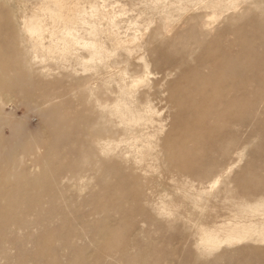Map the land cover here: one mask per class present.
<instances>
[{
    "label": "rangeland",
    "instance_id": "1",
    "mask_svg": "<svg viewBox=\"0 0 264 264\" xmlns=\"http://www.w3.org/2000/svg\"><path fill=\"white\" fill-rule=\"evenodd\" d=\"M82 2L100 3L105 19L102 22L109 25L112 34L110 40L102 41L97 47L87 39L88 33L81 31L80 45L70 53L47 56L49 60L43 64L46 75L40 76L38 66L30 72L29 68H18L16 64L10 69L12 75L10 73L8 81L0 73V264H240L238 259L246 258H235L223 252L243 244H222L218 251L202 255L197 250L202 236L198 226L180 218H176L175 226L171 227L143 224L141 213L133 212L143 200H135L131 194L139 191L144 180L141 177L138 183L125 180L121 178L123 169H117L116 162L104 161L107 159L98 144L111 136L118 138L113 122H117L121 114L116 110L110 114L99 108L107 104L109 94L107 86L94 76L93 64L103 65L108 60L99 56V51L115 52L117 61L108 64L110 72L123 67L128 74L140 75L130 80V85L141 94L156 82L163 83L162 88L178 82L181 89L175 88V100L169 102L167 93L155 98L154 110L149 112L148 118L155 120L154 128L160 119H166L161 138L171 132L180 134L187 130V122L203 119L186 105L190 100L182 90L183 85L189 87L194 83L196 75L209 73L208 63L200 65L201 60L219 55L231 42H236L232 50L228 48L231 52L246 55L242 38L264 52L261 37L264 35V0H215L225 7L224 10L208 7L204 0ZM36 3L37 0H0V6L8 12L10 24L15 26V37H4L3 55L19 64L30 57L31 44L23 18ZM203 22H206L205 28L201 26ZM125 43L134 46L129 49L124 47ZM74 52L81 56L84 64L76 62ZM141 56L149 61L151 74L147 78L144 77L143 60L138 58ZM170 63H175L176 68L165 78ZM196 69L200 72L193 74ZM155 70L161 73L154 74ZM18 74H22L21 77ZM55 96L59 97L46 104L47 99ZM55 107L60 110V116L54 119L48 116L47 110ZM262 118L260 136L249 139L253 126H247L229 138L231 147L238 145L243 152L234 164L231 177L219 184L217 191L224 189L235 174L253 173L259 165H264V152L263 157L256 154L258 145L264 144L261 140L264 138V114ZM4 120L8 122L3 123ZM138 125L132 126L140 128ZM137 150L132 152L136 159L140 155ZM213 157L221 158L220 151ZM152 161L147 158L146 162L139 163L143 168L147 166V173L151 168L148 177L157 176L162 169L160 163L154 160L153 165ZM209 163V158H205L200 164L206 167ZM244 176L247 181H258L252 175ZM235 183H230L231 188L239 184ZM108 186L113 188L106 190ZM163 195L161 192L159 197L163 203L172 201L171 197ZM173 195L178 204L181 195L176 192ZM210 197L205 194L204 199ZM95 201L100 205L96 207ZM106 201L108 207L103 205ZM149 213L159 221L167 220L166 215ZM93 217L97 223L88 226ZM232 223L236 226L238 221ZM108 224L116 236L107 235L109 230L101 231ZM235 232L227 230V236L224 234L227 238L223 237V241L238 240L241 233ZM175 234L180 237L172 240ZM192 253L195 256H191Z\"/></svg>",
    "mask_w": 264,
    "mask_h": 264
},
{
    "label": "bare ground",
    "instance_id": "2",
    "mask_svg": "<svg viewBox=\"0 0 264 264\" xmlns=\"http://www.w3.org/2000/svg\"><path fill=\"white\" fill-rule=\"evenodd\" d=\"M204 1L208 7L225 9L220 2H215V0ZM195 4L198 3L195 2ZM5 14L7 15L5 16ZM9 20L7 10L0 6V73L7 78L4 79L6 81L10 78V69L15 64L18 65V68L22 66L29 68L30 72L38 66L41 68L40 76L46 75L44 72L46 66L43 64L49 60L47 56L51 55L52 57L55 53L62 55L67 51L70 53L80 45L81 31L88 33L87 39H90L97 47L102 41L110 40L109 36H112L108 29L109 25L102 22L105 19H103V9L100 3L82 2V0H37L30 14H25L23 18L24 28L29 34L28 42L31 44L30 57L28 60H22V63L19 64L13 58L3 55L2 51L5 43L4 37H15V26L10 24ZM201 26L205 28L206 22H203ZM168 28L170 29L171 26ZM261 37L264 42V35ZM241 41L246 55L249 57L231 52L230 50L236 46V42H231L228 47L230 50L223 49L219 55H210L201 60L200 65L208 63L209 73L196 75L193 79L194 83L189 87L188 84L183 85L182 90L190 100V103H186V105L191 107L192 113L201 114L203 119L191 120L186 123L187 130L185 132L180 134L171 132L163 138L159 135L164 131L163 121L166 119H160L154 128L155 120L148 118L150 116L148 114L154 110L152 105L154 99L163 93L168 94L169 102L175 100V88L181 89L178 87V82H175L174 85L170 83L166 88H162L163 83L156 82L154 85H149L146 91L141 94L135 90L136 88L132 84L130 85V80L140 77V75L128 74L129 72L123 67L117 72L113 71L115 72L113 74L110 72L111 66L108 64H116L117 54L112 51L107 53L99 51V56H104L108 60L103 65L94 62L95 71L93 74L97 80L107 86L106 91L109 94L107 104H101L99 108L107 110L110 114L118 111L121 117L117 122H113V127H117L118 138L108 137L104 142H100L98 147L107 159V161L104 159L105 162H116L117 169H123L121 178L134 180V183H138L140 177L143 178L144 181L139 191L131 194L133 199L143 200V203L138 204L137 208L133 209L134 211L132 210L141 213L143 224L171 227L175 226L176 218L184 219L188 224L198 226L202 232L201 242L197 244L200 254L210 255L218 251L222 244L233 246L239 243L243 245L223 253L231 254L235 258H246L249 264H264V165H259V168L253 173L247 171L235 174L224 189L216 190L219 184L225 183L231 177L234 164L238 162L237 160L241 158L240 155L243 152L241 151L242 147L238 145L232 148L229 138L235 136L240 128L247 126H253L249 139L255 135L260 136V124L263 123L264 52L257 50L252 44L246 43L243 38ZM60 43H62V47H60ZM109 43L111 42L109 41ZM139 43L137 42V44ZM126 44L124 47L127 46L129 49L134 46ZM75 55L78 64L84 62L77 52ZM138 58L143 60L144 77L150 76L149 61L142 56ZM29 60L32 62H27ZM167 67L169 71L164 73L165 78L171 75L176 68L175 63H170ZM160 71L155 70L154 74L161 73ZM198 72L200 71L196 69L193 74ZM21 75L18 74L19 77ZM162 80L164 81V79ZM58 97L47 99L45 102L48 104ZM47 114L55 119L60 116V110L56 107L50 108L47 110ZM160 116L158 119L161 118ZM133 124H139L140 128L132 126ZM261 140L264 141V138ZM134 149L135 151L138 149L137 154L138 152L140 154L137 159L134 158L135 155H132L135 152ZM218 151L221 156L219 159L213 157ZM262 152H264V144L258 145L256 154L263 157ZM147 158H152L153 161L161 164L162 169H157L159 172L155 177L147 176L151 168L147 173V166L143 168L142 163L141 166L139 164L146 162ZM205 158L210 160L206 167L202 165L203 163L200 164ZM244 175L257 177L258 181L254 183L247 181L243 179ZM235 182L239 184L231 188L230 183L235 185ZM111 188L113 187L108 186L106 190ZM161 192L164 193L163 196L171 197L172 201L163 203V200L159 198ZM173 192L181 195L178 204L176 200H173ZM205 194L211 196L210 199H204ZM94 204L96 207L100 205L97 201ZM103 205L109 206L107 201ZM228 210L231 211L227 212ZM149 212L166 215L167 220L159 221L158 218L150 216ZM92 219L88 226L97 223L96 217ZM105 219L108 221V217ZM232 221H238V224L235 226ZM130 225V227L134 226ZM104 226L101 231L109 230L107 235L116 236L109 224ZM227 230H236L237 235L239 233L243 235L240 234L238 240L235 235L237 242L229 239L224 242L223 237L227 233L229 234V232L226 233ZM232 234L234 235V232ZM79 237L82 238L81 234ZM179 237V234H175L171 239L176 240ZM109 255L115 259L111 251H109ZM191 256H195V254L192 253ZM252 256L255 257L251 258ZM130 258L133 259L132 256ZM246 260L238 259V263L241 264ZM108 264H113V262Z\"/></svg>",
    "mask_w": 264,
    "mask_h": 264
}]
</instances>
